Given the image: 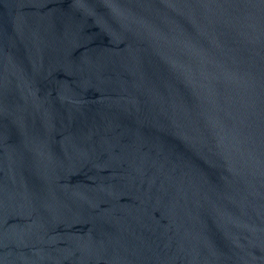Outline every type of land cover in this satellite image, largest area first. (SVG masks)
Segmentation results:
<instances>
[{
    "label": "water",
    "instance_id": "water-1",
    "mask_svg": "<svg viewBox=\"0 0 264 264\" xmlns=\"http://www.w3.org/2000/svg\"><path fill=\"white\" fill-rule=\"evenodd\" d=\"M0 264H264V0H0Z\"/></svg>",
    "mask_w": 264,
    "mask_h": 264
}]
</instances>
